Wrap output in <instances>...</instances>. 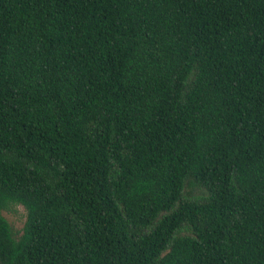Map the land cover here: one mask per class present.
I'll return each mask as SVG.
<instances>
[{"label": "trees", "instance_id": "1", "mask_svg": "<svg viewBox=\"0 0 264 264\" xmlns=\"http://www.w3.org/2000/svg\"><path fill=\"white\" fill-rule=\"evenodd\" d=\"M0 264H264V0H0Z\"/></svg>", "mask_w": 264, "mask_h": 264}, {"label": "rangeland", "instance_id": "2", "mask_svg": "<svg viewBox=\"0 0 264 264\" xmlns=\"http://www.w3.org/2000/svg\"><path fill=\"white\" fill-rule=\"evenodd\" d=\"M3 215L15 232L19 233L22 230L26 220V212L22 206H12Z\"/></svg>", "mask_w": 264, "mask_h": 264}]
</instances>
